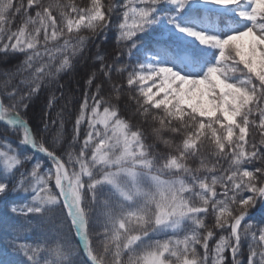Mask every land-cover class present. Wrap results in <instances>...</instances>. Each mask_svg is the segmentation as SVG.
Listing matches in <instances>:
<instances>
[{
  "label": "snow or ice",
  "instance_id": "snow-or-ice-1",
  "mask_svg": "<svg viewBox=\"0 0 264 264\" xmlns=\"http://www.w3.org/2000/svg\"><path fill=\"white\" fill-rule=\"evenodd\" d=\"M257 206L264 0H0V264H264Z\"/></svg>",
  "mask_w": 264,
  "mask_h": 264
},
{
  "label": "trees",
  "instance_id": "trees-1",
  "mask_svg": "<svg viewBox=\"0 0 264 264\" xmlns=\"http://www.w3.org/2000/svg\"><path fill=\"white\" fill-rule=\"evenodd\" d=\"M12 26L15 27V24H13ZM68 130L71 131V125H68ZM261 218H264V210L257 206L256 209H253V219L258 222Z\"/></svg>",
  "mask_w": 264,
  "mask_h": 264
}]
</instances>
